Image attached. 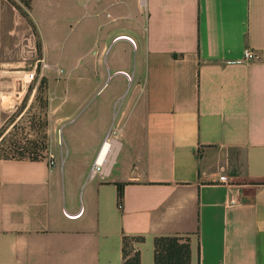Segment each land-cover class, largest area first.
I'll return each instance as SVG.
<instances>
[{"label":"crops","instance_id":"obj_1","mask_svg":"<svg viewBox=\"0 0 264 264\" xmlns=\"http://www.w3.org/2000/svg\"><path fill=\"white\" fill-rule=\"evenodd\" d=\"M71 34L79 110L59 115L55 167L0 157V264H123L125 238L155 264L173 236L191 264H264V0H0V131L21 79L65 73ZM113 127L111 175L89 181Z\"/></svg>","mask_w":264,"mask_h":264},{"label":"rangeland","instance_id":"obj_2","mask_svg":"<svg viewBox=\"0 0 264 264\" xmlns=\"http://www.w3.org/2000/svg\"><path fill=\"white\" fill-rule=\"evenodd\" d=\"M73 39L74 35L71 34L67 39L69 41L67 59L61 61L65 73L52 78L51 85L47 82L38 84L39 78L36 76V80L24 90L28 92L25 99L7 115L5 127L2 130V141L0 140L3 145L0 156L13 154L16 148H24L29 153H34L37 149V155L45 157L51 141L59 138V131L66 124V120L61 122L59 115L66 117L79 110V100H76L79 98V83H77L79 70L72 69V66L79 62V48L71 47ZM38 50L37 41V59L40 58ZM85 55L90 57V54ZM49 61L54 62L52 59ZM40 68L39 65L38 74L43 73L54 77L53 71H44ZM34 92L35 98L29 102V96ZM55 93H65L68 96L65 100L53 101L51 97ZM57 109L58 112H55Z\"/></svg>","mask_w":264,"mask_h":264},{"label":"built area","instance_id":"obj_3","mask_svg":"<svg viewBox=\"0 0 264 264\" xmlns=\"http://www.w3.org/2000/svg\"><path fill=\"white\" fill-rule=\"evenodd\" d=\"M146 2L147 0H140V3L143 7H145ZM130 42L134 47H136V44L132 40H130ZM244 59L245 61L250 63L258 62L261 60V55L253 50L247 49L244 53ZM37 65H40L42 70L50 69L44 59L38 60ZM124 75L127 77L128 81H132V76L127 73H125ZM36 76V72H31L24 79H21L19 81V87H17L18 96H20V93L24 92L28 85L36 80ZM120 133L121 130L114 127L111 128L107 133L103 145L91 167L88 177L89 181L98 180L101 182H106L109 179L121 147V143L119 140ZM46 158H48L49 160V165L52 168L55 167L56 161L54 155L50 152H46ZM222 171L225 172L224 169H222ZM219 181L223 185H228L230 183L229 178L226 174L221 175ZM228 203L230 205H235L238 203V201L235 200V198H233L232 196H229Z\"/></svg>","mask_w":264,"mask_h":264},{"label":"trees","instance_id":"obj_4","mask_svg":"<svg viewBox=\"0 0 264 264\" xmlns=\"http://www.w3.org/2000/svg\"><path fill=\"white\" fill-rule=\"evenodd\" d=\"M25 6L31 8V0H24ZM41 84H46L42 81ZM3 131H0V140ZM2 141V140H1ZM0 141V151L2 142ZM37 150V149H36ZM29 153L24 148H16L13 154L0 156L6 159H25L39 160L44 158L36 153ZM123 196L121 189V198ZM142 238H125L123 249V264H141V254L131 248L132 243H140ZM155 264H191V245L189 238L173 236L162 237L155 240Z\"/></svg>","mask_w":264,"mask_h":264}]
</instances>
